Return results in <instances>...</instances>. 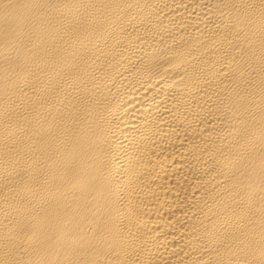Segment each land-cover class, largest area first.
<instances>
[{
  "label": "bare ground",
  "instance_id": "6f19581e",
  "mask_svg": "<svg viewBox=\"0 0 264 264\" xmlns=\"http://www.w3.org/2000/svg\"><path fill=\"white\" fill-rule=\"evenodd\" d=\"M0 264H264V0H0Z\"/></svg>",
  "mask_w": 264,
  "mask_h": 264
}]
</instances>
